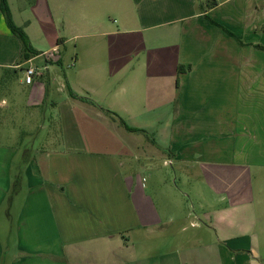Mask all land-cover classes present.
Segmentation results:
<instances>
[{
  "label": "crops",
  "instance_id": "obj_1",
  "mask_svg": "<svg viewBox=\"0 0 264 264\" xmlns=\"http://www.w3.org/2000/svg\"><path fill=\"white\" fill-rule=\"evenodd\" d=\"M8 3L40 54L0 11V264H264V0Z\"/></svg>",
  "mask_w": 264,
  "mask_h": 264
},
{
  "label": "rangeland",
  "instance_id": "obj_2",
  "mask_svg": "<svg viewBox=\"0 0 264 264\" xmlns=\"http://www.w3.org/2000/svg\"><path fill=\"white\" fill-rule=\"evenodd\" d=\"M115 20L116 18H110V22H112V24L115 23ZM56 42H51V46L55 45ZM44 47H48V42H43L42 44ZM75 42L73 41H70L68 44H67V48L66 49H61V57L63 59L62 63H56L54 65H52V68L51 70H57L61 76V79L62 81L64 82L65 86H66V75H70V74H75V70H78L77 66H76V61H75V57H76V48H75ZM44 51V55L46 56V58L48 59H52L53 61H56V58L58 57V54H55L53 52H46L45 50ZM83 61V64L84 66L88 67L89 70H93L96 68L97 66V62L99 60H94L92 58H88V59H82ZM104 61V60H102ZM142 62H143V59L141 60H133L131 63H132V66L135 67L136 70H140L141 69V66H142ZM45 58L44 57H41L39 58L37 61H36V65H38V70H45L43 67L45 65ZM35 67V66H34ZM37 68V67H36ZM46 77H47V74H46ZM40 80V79H38ZM7 86L5 87H1L0 88V101L2 100H11L10 98V94H9V91L6 90ZM70 89L66 87L65 91L64 92H57L55 90V87L53 90H50V93L48 94V97H47V100L48 102H57V103H60L59 105H63L64 102L66 101L67 98H69V94H70ZM62 108V106H61ZM46 111H49L51 114L50 115H53L54 114H57L58 111H59V106L58 107H48V108H45ZM160 162V161H159ZM165 171H169V172H172V167L171 166H166L165 168ZM185 176H183L181 174L180 176V180L179 182H177V185L178 187L180 188V190L186 194V197H183V200H184V203L187 204V210L188 211H192L193 209L190 207L191 206V202L195 203L194 199H193V195L191 193V188H190V185L185 182ZM189 195L191 196L192 199L189 198ZM196 206V205H195ZM5 207L7 208V204L5 205ZM192 209V210H191ZM196 208H194L195 210ZM186 211V210H185ZM14 212H15V207L13 209V211L11 212L12 215H14ZM1 216V215H0ZM7 219V218H6ZM186 225L187 228H189V223L188 224H184V223H181L179 224V228L177 230V234H180L181 233V228ZM182 235V234H180ZM171 238H173V236L171 235ZM164 253H168V251H165Z\"/></svg>",
  "mask_w": 264,
  "mask_h": 264
},
{
  "label": "trees",
  "instance_id": "obj_3",
  "mask_svg": "<svg viewBox=\"0 0 264 264\" xmlns=\"http://www.w3.org/2000/svg\"><path fill=\"white\" fill-rule=\"evenodd\" d=\"M0 11L2 15L4 16L7 27L9 28L11 33L20 40L22 44V59L28 60L30 58H33L39 55L40 52L36 51L32 47L30 39L27 33L25 32V30L14 22L8 0H0ZM183 70L184 69L182 68V66L178 68L179 73L183 72ZM71 95L74 96V94L72 93ZM116 116L119 118L121 124L124 125L128 130L135 131V132L141 131V130L130 128L118 115ZM20 182H21V179L19 176L14 177L12 192L10 194V197L8 198L9 202L12 200L14 195L19 191Z\"/></svg>",
  "mask_w": 264,
  "mask_h": 264
},
{
  "label": "built area",
  "instance_id": "obj_4",
  "mask_svg": "<svg viewBox=\"0 0 264 264\" xmlns=\"http://www.w3.org/2000/svg\"><path fill=\"white\" fill-rule=\"evenodd\" d=\"M41 72L38 70V68L34 67V66H30L28 68L25 69V81L28 84H31L33 81V78L35 76H40Z\"/></svg>",
  "mask_w": 264,
  "mask_h": 264
}]
</instances>
